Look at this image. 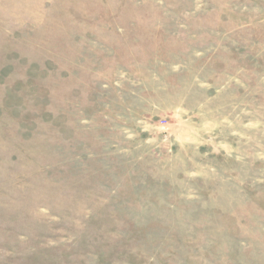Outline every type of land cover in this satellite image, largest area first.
Segmentation results:
<instances>
[{
    "label": "rangeland",
    "instance_id": "1",
    "mask_svg": "<svg viewBox=\"0 0 264 264\" xmlns=\"http://www.w3.org/2000/svg\"><path fill=\"white\" fill-rule=\"evenodd\" d=\"M0 264H264V0H0Z\"/></svg>",
    "mask_w": 264,
    "mask_h": 264
}]
</instances>
